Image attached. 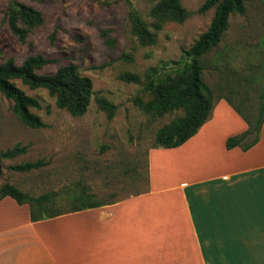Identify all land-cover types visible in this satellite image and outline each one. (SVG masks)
Listing matches in <instances>:
<instances>
[{
    "label": "rangeland",
    "instance_id": "rangeland-1",
    "mask_svg": "<svg viewBox=\"0 0 264 264\" xmlns=\"http://www.w3.org/2000/svg\"><path fill=\"white\" fill-rule=\"evenodd\" d=\"M205 1L182 0L188 19L182 24L160 22L156 31L159 22L151 11L158 0H0V65L10 59L21 65L31 56L42 55L54 62L37 71L39 75L75 65L94 88L87 113L76 117L58 108L47 90H32L14 81L39 101L41 108L32 111L45 123L41 129L22 123L13 113V103L0 93V153L26 147L23 155L3 161L0 187L11 184L34 198L50 195L46 215L116 203L147 190L148 155L156 146V135L184 112L158 117L136 99L150 103L154 96L142 93L149 71L157 69L160 74L178 67L173 63L185 61L183 50L208 30L215 10L199 13ZM16 3L31 6L44 17V24L33 29L25 43L8 24V11ZM245 7V13L231 14L220 44L200 61L203 80L215 100L224 96L236 105L243 100L257 112L264 93V0H245ZM132 14L156 33L155 45L140 44ZM126 73L138 75L141 83L122 81L120 76ZM101 97L116 106L112 116L99 107ZM38 160L46 165L27 173L10 170Z\"/></svg>",
    "mask_w": 264,
    "mask_h": 264
},
{
    "label": "crops",
    "instance_id": "crops-1",
    "mask_svg": "<svg viewBox=\"0 0 264 264\" xmlns=\"http://www.w3.org/2000/svg\"><path fill=\"white\" fill-rule=\"evenodd\" d=\"M248 129L223 99L185 144L150 149L142 193L40 221L0 200V264H264V123L226 147Z\"/></svg>",
    "mask_w": 264,
    "mask_h": 264
},
{
    "label": "trees",
    "instance_id": "trees-1",
    "mask_svg": "<svg viewBox=\"0 0 264 264\" xmlns=\"http://www.w3.org/2000/svg\"><path fill=\"white\" fill-rule=\"evenodd\" d=\"M214 9L215 13L208 30L203 33L189 50H183V63L174 62L170 71L158 73L151 69L147 75L142 93H151L154 99L145 104L138 97L136 102L147 112L158 117L182 110L184 116L174 119L160 129L156 135L154 148L173 149L185 144L194 137L200 128L211 118L216 103L225 99L234 110L247 122L249 129L240 135L231 137L226 142L227 149L241 147L244 151L251 149L260 141L264 123V93L260 95V105L257 112L242 100L236 105L232 99L221 96L215 100L214 91L203 80V66L201 59L214 50L221 42L223 35L229 27L230 16L233 13L243 14L246 11L245 0H206L199 9L204 14ZM190 13L183 7L182 0H158L151 11V16L159 23L154 26L156 31L161 29V23L172 21L184 23ZM133 32L141 45H155L157 36L139 16L132 14ZM9 28L20 42L25 43L33 29L44 24L43 14L28 5L14 4L8 11ZM0 50V56H1ZM42 55L31 56L21 65L14 59L0 65V93L13 103V113L26 126L33 129L45 127L39 115L32 110L40 109L37 99L28 96L14 83L22 81L32 90L45 89L56 98V106L67 110L72 116L85 115L94 96L92 80L80 74L77 66L68 65L60 67L52 75H39L37 71L53 63ZM181 63V65H180ZM120 79L129 84H140L141 79L136 74L126 73ZM99 107L113 115L116 106L104 97L98 98ZM26 152V147L16 146L13 149L0 153V176L3 173V161L17 158ZM46 165L44 160L27 162L10 167L13 172L27 173ZM50 195L34 198L11 184L0 187V200L11 197L19 205L28 204L31 211V220L40 221L60 216L64 213L95 208L103 204H90L80 208L44 214Z\"/></svg>",
    "mask_w": 264,
    "mask_h": 264
},
{
    "label": "bare ground",
    "instance_id": "bare-ground-1",
    "mask_svg": "<svg viewBox=\"0 0 264 264\" xmlns=\"http://www.w3.org/2000/svg\"><path fill=\"white\" fill-rule=\"evenodd\" d=\"M154 158V157H153ZM155 162V161H154ZM161 166V165H160ZM221 168V167H220ZM156 169V168H155ZM166 169V168H165ZM221 170H223V168H221ZM155 172L154 173H156L157 171L156 170H154ZM158 175V174H157ZM162 176V175H161ZM159 177H160V175H159ZM183 177V176H182ZM181 177V178H182ZM157 178V177H156ZM172 178V177H171ZM159 179H161V178H159ZM178 179H179V177H178ZM177 179V180H178ZM167 180V179H166ZM175 182V181H174ZM239 220V219H238ZM252 240V239H251ZM233 245V244H232ZM246 245V244H245ZM252 245V244H251ZM253 246V245H252ZM258 246V245H257ZM233 256V255H232ZM234 257V256H233Z\"/></svg>",
    "mask_w": 264,
    "mask_h": 264
}]
</instances>
